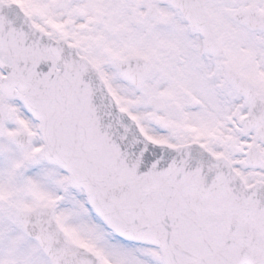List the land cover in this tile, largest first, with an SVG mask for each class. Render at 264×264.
<instances>
[{"label":"snow or ice","instance_id":"snow-or-ice-1","mask_svg":"<svg viewBox=\"0 0 264 264\" xmlns=\"http://www.w3.org/2000/svg\"><path fill=\"white\" fill-rule=\"evenodd\" d=\"M0 264H264V0H0Z\"/></svg>","mask_w":264,"mask_h":264}]
</instances>
